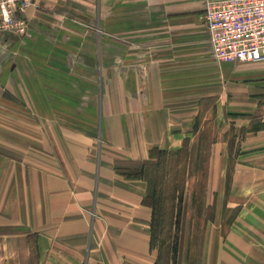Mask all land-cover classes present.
<instances>
[{
    "label": "crops",
    "instance_id": "1",
    "mask_svg": "<svg viewBox=\"0 0 264 264\" xmlns=\"http://www.w3.org/2000/svg\"><path fill=\"white\" fill-rule=\"evenodd\" d=\"M209 1L35 0L24 13L29 36L5 33L0 264L3 251L15 264L31 254L36 264H155L147 183L116 163L181 148L208 106L218 126L209 174L224 151L231 178L228 196L220 187L209 201L201 264H210L211 235L234 234L251 214L252 196L234 187L264 186V60L215 58L203 18Z\"/></svg>",
    "mask_w": 264,
    "mask_h": 264
},
{
    "label": "rangeland",
    "instance_id": "2",
    "mask_svg": "<svg viewBox=\"0 0 264 264\" xmlns=\"http://www.w3.org/2000/svg\"><path fill=\"white\" fill-rule=\"evenodd\" d=\"M99 76L101 82L102 76ZM110 80L113 81L112 78H110ZM194 108L193 105L185 108L175 105L176 112L179 113L185 111L187 113L189 110L193 111ZM212 110L213 109L208 106L199 114L198 124L191 137L193 145L197 142L199 134H202V139L206 141L218 134V126L214 121L215 118ZM236 133L234 129L229 131V139H233L234 141ZM236 141L237 140H235V142ZM217 146L224 147L225 149V140L220 139ZM234 148L235 147H232V149ZM226 159V152L221 151L219 159L216 162V170H213L211 177L209 174L211 185L208 184L204 198H202L203 173L199 169L195 170L194 167L192 168L193 172L187 181L184 203L178 218L179 225L175 227L172 233V242L175 243L176 250L171 264H201L203 251L202 238L204 237V222L205 216L207 215L199 211V203L202 200H205L207 203H209L211 199L213 200L217 196V190H220V187L222 192L226 189V196H228L230 180H228V171L226 172L223 170ZM224 173L226 174V186H220L221 184H225V180H223L225 177ZM245 180L246 178L244 181ZM245 183L246 182L241 181L235 184L234 188L236 193L252 196L253 200H251L250 203L251 214H246L240 220V224L235 228L234 234L226 236L219 234L218 231L211 235L208 248L210 264H264V186L260 183L254 185V187L248 188ZM194 196L196 201L193 200ZM211 204L209 203V205ZM223 208L224 211L227 209L225 203ZM235 213L236 208H229L226 214V220L230 222ZM31 241H33V239H30V242ZM32 246L31 244V251ZM2 255L4 256V260H1V264H9L12 261L15 264L14 258L10 260L6 259L7 254L5 251L2 252ZM31 256L30 260L26 261V264H36L35 257H33L32 254ZM162 264H166V260H164Z\"/></svg>",
    "mask_w": 264,
    "mask_h": 264
},
{
    "label": "trees",
    "instance_id": "3",
    "mask_svg": "<svg viewBox=\"0 0 264 264\" xmlns=\"http://www.w3.org/2000/svg\"><path fill=\"white\" fill-rule=\"evenodd\" d=\"M240 133L242 137L245 129L242 128ZM214 142H216V136L206 141L202 139V134H199L194 145L191 138L187 137L179 149L164 150L154 147L150 151L148 160L127 161L121 165L116 163V170L125 177L144 179L147 183L146 196L143 202L152 209L151 243L158 250V258L155 264H162L164 260H166V264H171L174 258L176 246L172 242V233L175 227L179 225L178 218L182 211L187 181L189 176L192 175L193 167L203 173L202 198L207 192L211 150ZM228 143L231 152L236 142L229 139ZM230 178L231 168L228 169V180ZM193 200L196 201L195 196ZM199 207V211L207 215L204 222L205 230L206 224L214 219L215 206L202 200ZM202 240H204V237Z\"/></svg>",
    "mask_w": 264,
    "mask_h": 264
},
{
    "label": "built area",
    "instance_id": "4",
    "mask_svg": "<svg viewBox=\"0 0 264 264\" xmlns=\"http://www.w3.org/2000/svg\"><path fill=\"white\" fill-rule=\"evenodd\" d=\"M35 0H0V42L6 32L29 36L27 8ZM221 62L264 60V0H210L203 15Z\"/></svg>",
    "mask_w": 264,
    "mask_h": 264
}]
</instances>
